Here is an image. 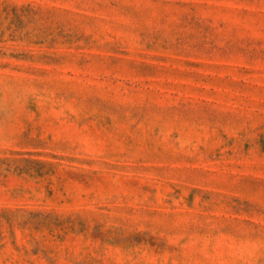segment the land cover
Segmentation results:
<instances>
[{"label":"rangeland","instance_id":"obj_1","mask_svg":"<svg viewBox=\"0 0 264 264\" xmlns=\"http://www.w3.org/2000/svg\"><path fill=\"white\" fill-rule=\"evenodd\" d=\"M0 264H264V0H0Z\"/></svg>","mask_w":264,"mask_h":264}]
</instances>
